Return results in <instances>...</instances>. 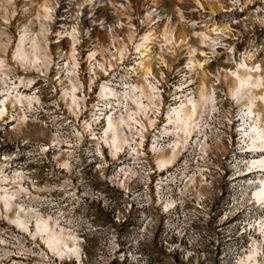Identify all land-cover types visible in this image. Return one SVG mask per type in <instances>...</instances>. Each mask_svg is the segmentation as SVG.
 I'll return each mask as SVG.
<instances>
[{"label":"rangeland","instance_id":"1","mask_svg":"<svg viewBox=\"0 0 264 264\" xmlns=\"http://www.w3.org/2000/svg\"><path fill=\"white\" fill-rule=\"evenodd\" d=\"M156 1L167 11L195 6L184 0ZM127 2L135 13L144 0ZM243 2L247 7L239 6ZM43 3L44 0H0V51L5 55L2 56L5 62L0 63V92L37 99L29 110L19 108L26 120L20 128L13 120L0 122V159L5 155L16 158L18 166L40 191L34 194L43 199L34 203L37 209L74 232L80 244L78 260L50 257L43 264H237L254 240L262 242L264 248V236L257 228L264 221V209L254 196L264 172H253L247 165L248 160L258 159L262 154L250 150L247 140H243V112L238 100L228 94L223 80L209 76L221 69L233 71L251 55L252 60H247L249 66L262 65L264 69V0H196L199 24L193 31L182 29L181 32L184 37L203 33L211 40L210 43L205 38L201 48L208 53V58L202 57L208 75H194L199 87L203 83L207 87L212 85L213 89V103L205 108L202 101L192 117L193 122L204 127V136L192 133L185 139L180 130L176 132L170 125L165 126L166 108L179 105L182 99L170 86L178 81L172 67L164 78L157 79L160 86L155 87L156 91L149 87L151 80H146L145 90L151 99L138 91L129 96L127 110L136 113L148 129L144 148L139 152L142 154L135 159L131 156L120 159V152L113 159L109 149L97 144L96 138L102 135L104 127L93 128L90 120L97 116L92 106L101 103L96 98L95 87L78 95L82 101L75 110L77 120L60 101L56 78L64 75L76 82L67 73L61 74L62 67L54 70L51 21L39 17ZM201 9L211 12L213 19L206 22L200 18ZM213 23L231 29L226 38L215 40L216 36L210 35L214 29L207 28ZM23 29L36 37V45L27 44L24 50L28 60L36 56L43 65L38 71H21L7 62L6 56L15 51ZM193 40L198 42V37ZM137 82L139 77L134 85H139ZM3 98L0 96V101ZM136 102L147 108L151 128L146 113L137 108ZM130 112L115 117L132 118ZM81 121L90 126L82 125ZM164 126L173 132L164 134ZM120 131L129 143L137 141L129 124ZM54 134L68 144V148H62L67 151L70 173L57 169L56 161L60 160L57 149L51 147L42 154L43 146L50 145ZM153 138L157 140L158 150H150L151 153L148 148ZM195 138L200 141V147L191 144ZM176 143L181 149L176 161L165 170L158 169L155 157L160 152L167 154L166 148ZM137 144L133 142L131 148ZM121 166L131 168L133 173L124 178L129 169L121 170ZM167 168L170 171L163 176ZM247 171L253 173L246 174ZM256 178L257 186H251ZM0 234L7 242L0 245V264L40 263L38 257L42 252L34 241L16 236L13 227L2 220ZM3 248L13 255L6 258ZM19 248L32 252L30 260L24 262L15 257ZM262 252L264 263V249Z\"/></svg>","mask_w":264,"mask_h":264},{"label":"bare ground","instance_id":"2","mask_svg":"<svg viewBox=\"0 0 264 264\" xmlns=\"http://www.w3.org/2000/svg\"><path fill=\"white\" fill-rule=\"evenodd\" d=\"M50 1L51 0H44V3L41 6L42 16L40 15L39 17H42V19H48L52 22L49 17L50 15L48 14ZM231 5L233 6V4H230V6ZM239 6L247 7V3L243 2L241 5L239 4ZM176 15L179 16V13L177 12ZM175 24L177 25L175 33L176 37L180 38L184 35L181 32L184 29L182 30L181 26L178 25V22H175ZM208 27L209 28L207 29L209 30L214 29V32L212 34H215V40L226 38L229 31H231V29H229L227 25L217 27L213 23L212 26ZM195 37H198V42L191 39V43L194 46L195 57L194 61L191 63L192 67L188 68V71L193 75L197 76L198 74H200L202 75V77H206L209 70L206 68V65L204 63L205 60L202 59V57H204L205 55V52H203L201 48L203 46V40L207 38V35H204L202 33L198 34V36ZM71 40H73L72 37ZM36 42V37H33V35H29L26 32V29H23L21 31V34H19L15 51L10 56L9 54L8 56H6L8 58L7 62L9 64H12L15 69H20L21 71L26 70L27 72H32L42 69L43 65H41L38 58L34 56L32 59L28 60L24 50L25 45L29 44L31 46H35ZM2 56L4 57L5 55L0 51V63L3 64V62H5V58L3 59ZM252 58L253 55L248 56V58L244 60V64H240V66H237V68L233 71L221 69L216 71L215 73L213 72V74L209 76L214 78V80L216 81L223 80L224 83H226L228 86V94L238 100V105L243 112V131L245 133L244 141L247 140L246 144L249 146L250 150L260 152L262 154L258 159L252 160L248 164V166L250 167L251 171L259 173L264 172V69L262 65H259L256 68L253 66H249L247 60L249 59V61H251ZM152 61L153 59H146V61L139 63L137 70L139 77V82L137 83L139 85H133V88L145 98L151 97L148 96L149 93L147 94L148 91L145 90L147 78H157L154 76L155 74ZM26 64H28L29 67L26 68ZM61 70L63 71L62 68ZM174 72L175 74L178 73V71L176 70H174ZM56 74L59 75L60 73L57 72ZM73 78L75 80L74 82L76 83H73L70 80L64 78V75L58 76L55 81H57V84L60 87V101L65 104L68 112H70L75 120H77L75 110L82 100L78 98V95L80 94L79 87L77 85L78 79L76 80L75 77ZM2 83H4V81ZM202 84L200 85V87L199 83H197L196 85V98L193 97L192 99L191 97H182V99H180L179 101V105H174L170 109L168 108L164 115V119L166 118L165 121L167 122L165 126L170 125L174 130H176V132L180 130L181 134L185 136V139H187L188 136L190 137L192 133H198L196 134L197 136H204V133H202V130L204 131V127H202L200 123L193 122L192 117L202 101L205 103L204 107L207 108L213 103L214 96L212 85H208L207 87V85ZM149 87L156 91V89L152 86ZM100 89L103 90V86L100 87ZM12 94L13 92L10 94L7 91L6 93L0 92V96H5V98L0 101V122H3L4 120H13L17 122L16 127L20 128L21 124L24 121L26 122V120L24 119V116H22V112L20 113L19 108L29 110V108L33 107L32 105L34 103H37V99L26 95L20 96L17 93L14 96H12ZM136 106L139 110H141V112L146 113V118L147 116H149L146 112L147 108H142L143 106H141L138 102H136ZM92 109L95 110V106H92ZM153 112L157 111L154 110ZM130 120V117L118 119L115 116H107L104 122L105 126L103 133L99 138H96L97 144H101V147L109 149V153L113 159L117 157L119 152H135L134 148H131V144L123 137V135L121 134L122 132L120 131V128L124 127L125 125L128 127V123ZM147 120L148 125L151 128L152 121L150 120V118H147ZM81 124L85 125L86 127L90 126L88 122L84 121H81ZM165 126L164 128H162V132L164 131V134L168 135V133L170 134L171 132H173L167 130V127ZM147 131L148 129H145L143 125V128L141 127L137 142L139 144H137V146L135 147L137 151L138 149L142 150V148H144V133H147ZM197 141L200 142L199 140ZM65 143L67 142L61 141L54 134L50 145L43 146L42 154L45 155V153L51 147H54L55 150L57 149V156L58 158H60V160L56 161L57 169L67 174L70 173L71 166L67 159V156L65 155L67 151H63L62 148L68 145H66ZM179 147V143L171 145L169 148H166V151H169L167 154H163L162 152H160L161 150L157 151L160 152L159 156L155 157L154 159V164L157 166V168L162 170L166 167L172 166L181 150ZM157 148V144L155 146H151L148 148V152H151L150 150H155L156 152ZM60 152L62 154H60ZM4 157V159H0V220L13 227L15 233L17 234L16 236L27 237L35 242L34 244H36V246L39 247L42 252L38 257V260H40L39 264H43V262L49 261L50 257H53L54 259L69 258L70 260H78V257L80 258V244L75 233L71 231L69 232L66 228H63L61 226V222L58 219L51 218L50 216L45 215L43 212L37 209L34 203L37 202V200L42 201L43 199H40L38 196H34V194L36 192L39 193L40 191H37V189H35L31 179L27 176L26 173H24L22 168L18 166L16 158L11 155H5ZM259 184L260 186L254 191V196L255 199L261 203V206H263L264 209V179L260 180ZM22 199L28 200V203H25L26 201H22ZM33 204L35 206H33ZM257 228L260 231V234L264 236V221L260 223ZM2 235L3 234H0V245L5 246L7 242L2 237ZM263 249V243L254 240L251 249L240 257L237 264H264L261 260ZM20 250L27 252V250L22 248H19V251ZM4 251L6 258L13 255V252L8 251L7 249H4Z\"/></svg>","mask_w":264,"mask_h":264},{"label":"built area","instance_id":"3","mask_svg":"<svg viewBox=\"0 0 264 264\" xmlns=\"http://www.w3.org/2000/svg\"><path fill=\"white\" fill-rule=\"evenodd\" d=\"M184 1L195 6L187 9L176 7L172 9L175 11H167L156 0H144L140 8L132 13L127 0L50 1L48 14L52 20L51 36L54 37L53 43L50 44L53 47L51 53L54 54V70L62 67L61 73L78 79L80 94L91 92L92 87L96 88V98L101 103L95 107L97 110L93 111L97 116L90 119L93 128L101 125L104 127L107 116L129 114L130 111L126 107L127 103L131 102L129 96L136 91L133 85L138 77V65L146 59H153L154 76L157 78H147L151 80L149 84L153 88L160 86L157 79L164 78L167 71L174 67V70L178 71V81L175 85H170L171 88L181 98H196V78L188 71L195 57L191 43L194 37L189 34L187 37L177 38V25L174 21L178 19V25L182 29L193 31L199 24V6L195 4L196 0ZM201 14L200 18L206 22L213 19L209 11L202 10ZM211 33L210 35H215ZM207 40L211 41L208 36ZM206 54L208 53L205 52L204 57L208 58ZM102 86L103 90L100 89ZM167 108L170 109L171 106ZM130 114L132 118L128 124L134 131V139L137 140H131L132 144L138 142L143 122L136 113ZM156 141L155 138L150 139V145L155 146ZM191 144L199 146L200 142L195 138ZM134 151L125 152L124 155L121 152L120 159L124 156H132L133 159L141 156V150L134 148ZM252 160H248L247 165ZM121 168L129 169L124 175V178H128L132 172L131 168ZM169 171L167 168L163 176L168 175ZM246 174L252 173L247 171ZM257 181L256 178L250 185L257 186ZM16 255L17 259L24 262L33 256L31 251L22 250Z\"/></svg>","mask_w":264,"mask_h":264}]
</instances>
